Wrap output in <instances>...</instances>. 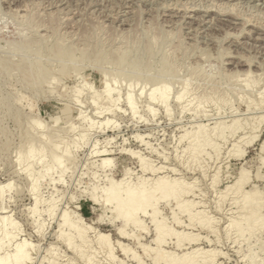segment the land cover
<instances>
[{"label":"rangeland","instance_id":"1","mask_svg":"<svg viewBox=\"0 0 264 264\" xmlns=\"http://www.w3.org/2000/svg\"><path fill=\"white\" fill-rule=\"evenodd\" d=\"M263 140L264 0H0L1 255L25 239V264H264ZM160 176L192 203L158 202L157 245L115 199Z\"/></svg>","mask_w":264,"mask_h":264},{"label":"bare ground","instance_id":"2","mask_svg":"<svg viewBox=\"0 0 264 264\" xmlns=\"http://www.w3.org/2000/svg\"><path fill=\"white\" fill-rule=\"evenodd\" d=\"M260 30H262V29H260ZM248 63H250V62H248ZM244 64L246 65V63H244ZM107 90H108V85L105 86L104 91H107ZM155 91H157V90L152 89L150 91V94H149L150 98H154L153 95H154ZM165 91L168 93V90L164 89L163 92L160 90L161 94L159 96V98H161V102L164 105H165V103L168 102L167 101V97H168L167 95L168 94ZM127 97H128L127 98V105L130 108H132L133 107V101L131 98H129V96H127ZM180 98H181V95H179L176 98V101H178L177 99L180 100ZM105 123H108V121L107 122L105 121ZM260 150L264 151V140L261 143ZM105 152H106V150L102 149L99 151V154L101 156H106L107 154H105ZM105 158L106 157H104L103 161H106ZM139 158H142V157H139ZM58 162H59V157L56 156V158L54 159V164H57ZM142 162L140 163L141 164L140 166H142V170L145 171V169H147L148 166L146 167L144 165L145 163L142 164ZM161 177H165V176H160V178H157V182L155 181L154 182L155 184H152V187L149 189H147L146 187L143 186V182H140L141 184L138 182L139 184L137 183L135 186H134V184H133V186H126V187L124 186L122 191L120 193H118L120 195L119 196L117 195L118 197H116V199H115L116 200L115 210L117 211V213L119 215H121L124 218V220L126 222L132 223L136 227H140L142 224L140 217H142V216L150 217L151 221L154 223V228H155L154 240H155L157 245L161 244L164 241V237L166 235L171 234L169 229L166 228V226L162 223V221H159L156 219L157 214L159 213L157 210L158 202L163 201V200L168 201V200H170V198H174L177 200L176 204H177L180 212L181 211H188L189 204L191 205V203H192V202L189 203L188 202L189 200L187 202L179 201V198L182 195V193H184V191H186V190L183 191L181 188H180L181 191L178 189L182 185L181 181H179V179H178L179 182H177L176 179H174V180L172 179L173 181H171V180L169 181V180H167V178H161ZM120 181H122V183H123V179ZM244 181H245L244 172L241 171L240 176L236 182V188H239L240 186H242L241 184H243ZM119 184L121 185V182L111 181V188L108 189L107 200L109 199V196L112 193V190L116 186H119ZM178 184L180 186L177 187ZM6 186H8V185L6 184ZM185 193H187V191ZM245 196H246V194H245ZM243 199H244V203H245L248 211L246 209V211H247L246 215L247 216L245 218L243 217L242 219H244V222L246 223L248 229H251L253 223L256 221L255 218L258 215L260 208H262V206H263V202L259 198H258L259 200H257V198H255L253 196V192H249V194H247V196L244 197ZM198 214H200V213H198ZM188 215H189L188 218L190 221H192L195 217L198 216L197 214H196L197 215L196 216L195 214H190V213ZM3 219H5V218L3 217ZM174 219L176 220L175 217H174ZM65 222H66V219L63 218V223H65ZM231 224L234 225L236 231H238V232H242L244 230V228H243L244 223H242L241 221H239V222L238 221H235V222L232 221ZM119 231H120V233H123L122 229H120ZM3 234H4V236H8L7 232L6 233L4 232ZM97 236H98V233H97ZM107 236H108L107 233L106 234L105 233L104 234L99 233L98 239L99 240H100V238L104 239L103 241L105 242V239H107ZM78 237L80 239H83L84 238L83 233H81L79 231ZM107 241H109V240H106V242ZM68 244L70 245L71 242L68 241ZM2 246H3V243H1V241H0V250L2 249ZM28 246L31 247L30 243L28 241H26L25 239L22 240L20 243L18 242L17 245L15 246V249L13 250V253H11V254L5 253L2 255L0 254V264H25L27 262H30V260H31L30 255L27 251ZM122 249L125 251L126 247L122 246ZM167 254L162 253V252L161 253L158 252L153 257V259H154L153 261L155 263H158L159 260L162 259L163 264H175V263L191 264L192 263L191 258H189V256L184 255L180 258H172L170 256V254L169 255H167Z\"/></svg>","mask_w":264,"mask_h":264}]
</instances>
